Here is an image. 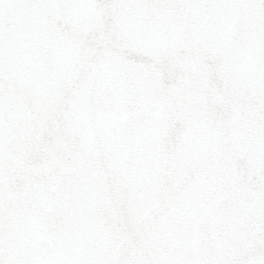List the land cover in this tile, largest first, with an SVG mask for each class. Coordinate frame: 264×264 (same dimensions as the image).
I'll list each match as a JSON object with an SVG mask.
<instances>
[{
  "label": "water",
  "instance_id": "95a60500",
  "mask_svg": "<svg viewBox=\"0 0 264 264\" xmlns=\"http://www.w3.org/2000/svg\"><path fill=\"white\" fill-rule=\"evenodd\" d=\"M0 264H264V0H0Z\"/></svg>",
  "mask_w": 264,
  "mask_h": 264
}]
</instances>
